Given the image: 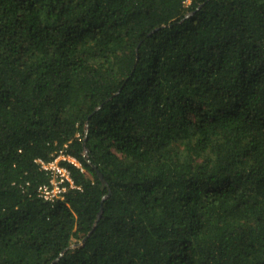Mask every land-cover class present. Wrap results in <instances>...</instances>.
<instances>
[{"label":"trees","instance_id":"16d2710c","mask_svg":"<svg viewBox=\"0 0 264 264\" xmlns=\"http://www.w3.org/2000/svg\"><path fill=\"white\" fill-rule=\"evenodd\" d=\"M0 264H264V0H0Z\"/></svg>","mask_w":264,"mask_h":264},{"label":"built area","instance_id":"2783aa9c","mask_svg":"<svg viewBox=\"0 0 264 264\" xmlns=\"http://www.w3.org/2000/svg\"><path fill=\"white\" fill-rule=\"evenodd\" d=\"M63 157L66 158L65 156H62V158ZM59 158H61V156L49 163H42L43 167L50 170L52 173L50 183L40 187V195L47 200H55L56 198L61 197V195L67 190L68 183L69 186L76 187L68 169L59 164ZM69 159L77 164L74 158L69 157Z\"/></svg>","mask_w":264,"mask_h":264},{"label":"water","instance_id":"95a60500","mask_svg":"<svg viewBox=\"0 0 264 264\" xmlns=\"http://www.w3.org/2000/svg\"><path fill=\"white\" fill-rule=\"evenodd\" d=\"M98 174H99V176H100L102 182H103V183H106V179L104 178L102 172L98 170ZM101 213H102V210L100 211L99 216L101 215Z\"/></svg>","mask_w":264,"mask_h":264}]
</instances>
